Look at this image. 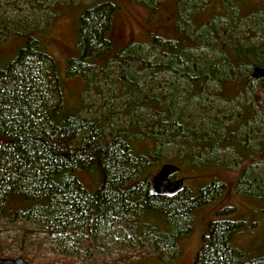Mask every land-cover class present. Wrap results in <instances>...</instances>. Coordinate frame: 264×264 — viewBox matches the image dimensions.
I'll use <instances>...</instances> for the list:
<instances>
[{"label":"trees","instance_id":"1","mask_svg":"<svg viewBox=\"0 0 264 264\" xmlns=\"http://www.w3.org/2000/svg\"><path fill=\"white\" fill-rule=\"evenodd\" d=\"M52 1L25 0L47 12L41 29L0 16L1 41L7 33L26 37L17 57L0 65V224L35 229L19 225L18 242L40 234L37 248L55 245L53 258L66 260L84 242L101 247L110 239L125 249L128 229L137 248L161 259L176 254L192 214L226 185L218 179L200 191V183L191 198L150 196V178L162 164L178 166L175 160L197 171L233 165L240 168L234 191L264 194V150L258 145L255 157L249 146L264 141V85L250 78L264 67V0H172L174 33L148 20L146 40L116 51L108 36L117 6L89 0L78 5L80 51L61 75L37 36L61 7ZM127 1L153 15L171 0ZM71 77L83 87L66 106L61 79ZM210 103L235 107L226 116ZM169 148L179 153L172 162L164 155ZM90 176L98 179L95 191L82 182ZM247 230L209 225L193 264H264L236 245L255 232Z\"/></svg>","mask_w":264,"mask_h":264},{"label":"rangeland","instance_id":"2","mask_svg":"<svg viewBox=\"0 0 264 264\" xmlns=\"http://www.w3.org/2000/svg\"><path fill=\"white\" fill-rule=\"evenodd\" d=\"M37 1L38 0H36V2ZM62 1L67 0L52 1L54 4L60 5L61 7H58L59 9L57 8L56 10L57 13H53V18L47 21L46 35H37L40 40H42V50H44L45 53L55 61L60 75L66 68L68 58L76 57L80 51V48L78 47L79 44L76 42V29L78 16L82 12V9H79L78 5L83 6L84 4L89 3V0H70L71 5H62ZM111 1L117 6V12L112 20L108 36L113 42L112 51L120 49V47L125 46L132 40L134 42L146 40L148 32L145 31V26L147 25L148 20L152 25L153 21L154 23H157L156 26H160L163 32H169L170 34L174 33L173 27L169 23V21L171 22L172 15H174L172 0L169 1L170 3L167 5H160L153 15H146L145 10L142 7L130 4L127 0ZM72 6L75 7V9ZM32 8V6L30 8L25 0H0V16L4 17L6 22L14 20L28 26H30V24L34 25L35 23H38V27L36 28L41 29L44 27L45 15L47 12L43 8L40 9L42 11H36ZM203 14H206V10L203 11ZM166 17H168V19ZM158 18H161L164 21L158 22ZM173 20L174 19H172V23ZM25 42L26 37L7 33V39L0 40V65L4 68L7 67V65L17 57L19 51L25 45ZM106 56H110V51L107 52ZM93 62L95 63L96 61ZM94 68H96L95 65ZM82 87L83 85L80 80L75 77L61 79V90L62 94L64 93L63 100L66 106L75 105V102L73 101ZM91 97L94 98L93 95L89 96V98ZM210 106H214L215 109L221 111L227 110L224 112L226 116L228 115V110L231 111L232 108L235 107L234 105L220 106L218 103H210ZM260 144H262V142L258 143V139L252 143L249 142L251 151L257 149L256 153L253 154L255 157L259 154L257 146ZM229 151L230 150H228L227 153H229ZM227 153L226 157L228 158ZM238 153L241 155V158H245L241 150H238ZM164 155L166 156L165 159H168L171 162L173 161V157H179L178 151H175L173 148L166 149ZM175 162L178 163L177 165L181 168L179 165L180 163L176 160ZM232 167L233 165L229 166L228 169H231ZM209 170L210 168H206L203 171H196L184 166L183 170H181V172L179 171L178 176L179 178H184L185 174L188 172L205 174ZM224 172H210L208 176L214 174L220 181L225 183V191L222 194L225 193L224 197L226 200L223 201V199L217 197L215 198L218 199V202H216L217 204L214 203L211 206L204 205L203 209H197L190 218L189 232L179 237L177 240V253L173 254L170 252L168 254L169 257H166V259H161L156 255L150 254L151 251L147 247H143L142 249L131 244L129 239H132L133 236L128 229L125 230L126 234L122 235L125 236L126 239L124 243L127 244V248L125 249H121L119 246L122 242H114L110 239L109 241L106 240V243H102L101 247L100 245H93L92 247L89 245L87 246L84 242L78 251L72 252L71 259L65 260L61 258H53V256H58L54 253L58 250V248H55V245L41 244L39 248H37L38 243L42 240L40 234L35 239H29V243L26 241V243L22 245L18 242L21 239L18 228L19 225L30 233L35 231L30 225L22 223L12 227L0 224V238L5 240L2 241L3 245L0 247V254L4 257L1 255L0 257L7 258V256H12L8 258H17L19 254L22 255L24 249L25 254H23V259L29 264H193L195 255L201 243V237L209 228L208 222L211 221L210 218L213 215L212 212L220 210L224 205L230 202L229 194L231 192L232 175L229 170H225ZM239 172L240 168L233 170V183ZM204 181H200V179H195L194 181L183 180L184 183L192 187H197ZM82 182L86 185L89 191H95L98 179H95L94 176H90V178H82ZM217 218L218 216L212 217V219L215 220H217ZM113 238L116 240L115 237ZM238 239H247L250 243L257 245L260 251H264V232L261 229L259 231L255 230L251 236L243 235L239 236ZM236 245L241 246L242 243H236ZM86 247L88 249V257H84L87 251Z\"/></svg>","mask_w":264,"mask_h":264},{"label":"flooded vegetation","instance_id":"3","mask_svg":"<svg viewBox=\"0 0 264 264\" xmlns=\"http://www.w3.org/2000/svg\"><path fill=\"white\" fill-rule=\"evenodd\" d=\"M194 166L195 167L199 166V164H194ZM177 167H178V171L175 174L170 175L169 179L181 180V182L184 186V189L179 194L184 193L185 196H189L190 198L192 196H194V194L192 193V190L195 189V187L187 185L186 183L183 182V180L194 181L196 179L197 175H198V178L200 179V181H204V180L208 179L207 181H204L201 183V184H203V186H201L200 191L205 189V187H207L206 186L207 184L212 185V183H210V182L218 180L217 176L214 174L208 176L206 174H200V173L194 174V173H190V172L186 173L184 178H179V176H178L179 171L181 172V170H183V167L182 166H181V168L179 166H177ZM187 167L189 168L190 166L187 165ZM213 167H215V166H213ZM199 169L205 170L204 168H199ZM193 170L197 171L196 168H193ZM224 171L225 170H223V169H210L209 173L210 172L217 173V172H224ZM229 172L232 175L231 192L229 194V196H230L229 201L230 202L228 204L224 205L220 210L212 212V214H213L212 217L218 216V218H217V220H215V219H212V217H211L210 218L211 221L208 222V225L215 224L217 221L218 222L225 221V222L230 223L233 227H235V229L237 231H240L241 233H243V231L251 232L252 230H247L249 228H254L256 231H259L261 229L264 232V201H263L264 200V194H261V193L254 194V193H244V192L233 191V167L229 170ZM185 177H186V179H185ZM235 180L237 183V181H238L237 176L235 177ZM234 183H235V181H234ZM215 187L217 188L218 186H215ZM179 194H177V195H179ZM224 194H223V196H222V194L219 196L221 199H223V201L226 200L224 197ZM254 198H256V199H254ZM216 202H218V199L213 198L212 200H209L208 202L202 204V206H200L198 209H203L204 205L211 206L212 204H214ZM209 206H207V207H209ZM236 210H237V212H236ZM234 217L236 218V220L234 219ZM243 224H248V226L244 227ZM239 228H241V229H239ZM241 243H242L243 249L250 252V254L257 255V256H259V258H262V257L264 258V251H260L259 247H257V245L250 243L249 240H247V239H243Z\"/></svg>","mask_w":264,"mask_h":264},{"label":"water","instance_id":"4","mask_svg":"<svg viewBox=\"0 0 264 264\" xmlns=\"http://www.w3.org/2000/svg\"><path fill=\"white\" fill-rule=\"evenodd\" d=\"M250 78L253 80H262L264 85V67H255L250 72ZM1 146V139H0ZM264 150V141L262 142ZM178 167L172 164H162L157 169L156 173L150 178L148 183V193L154 197L171 198L183 191L184 186L181 180L169 179V176L175 174ZM0 264H29L23 258H1Z\"/></svg>","mask_w":264,"mask_h":264}]
</instances>
